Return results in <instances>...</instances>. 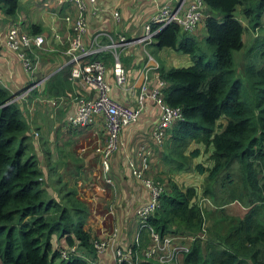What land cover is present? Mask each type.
<instances>
[{
	"label": "trees",
	"instance_id": "trees-1",
	"mask_svg": "<svg viewBox=\"0 0 264 264\" xmlns=\"http://www.w3.org/2000/svg\"><path fill=\"white\" fill-rule=\"evenodd\" d=\"M18 2L0 0V11L12 18ZM203 2L204 49L194 31L184 32L170 23L156 30L147 50L152 55L167 47L191 60L187 67L158 65V78L166 83L163 101L179 107L180 118L168 129L161 146L152 148L166 175L192 169L199 174L206 171V175L199 193L193 187L179 188L168 176L165 181L158 177L164 189L146 223L161 236H193L201 233L204 217L221 211L218 203L235 200L248 209L229 226L217 247L216 238L205 226V238L197 236L190 241L180 260L182 264H264V228L254 223L255 215L264 211V40L256 34L248 48L251 58L260 62L245 61L238 73L233 57L243 46L241 36L246 30L234 13L246 20L251 33H257L262 30L264 0ZM28 30L37 34L40 28L29 24ZM105 55L99 53L93 59L103 62ZM11 98L0 86V264H53L57 250L72 244L80 256L72 255L59 263L89 264L95 254L93 238L83 229L87 207L76 197L75 189L55 177L57 172L61 176V152L57 151L52 161L51 148L45 141L34 144L37 134L30 130L32 121L25 101ZM220 118L224 123L217 124ZM190 142L210 149L209 167L191 165L199 150H188ZM57 162L58 168L54 166ZM233 164L240 172L236 183L231 172ZM225 184L232 186L229 194L214 204L220 196L217 188L225 191ZM57 240L62 244H55ZM137 242L138 250L147 244L145 229L139 231ZM141 258L138 264H161Z\"/></svg>",
	"mask_w": 264,
	"mask_h": 264
},
{
	"label": "crops",
	"instance_id": "crops-1",
	"mask_svg": "<svg viewBox=\"0 0 264 264\" xmlns=\"http://www.w3.org/2000/svg\"><path fill=\"white\" fill-rule=\"evenodd\" d=\"M84 1L87 4L86 32L82 40L85 44H89L94 37H97L100 42H105L104 34L113 32L122 33L128 39L138 37L142 33L143 23L154 14L158 5L164 0H94L92 4L94 10L91 9V5L88 7L87 0ZM112 10L118 13L120 18L118 23H114L111 18ZM72 12H74L73 6L66 3L61 4L58 0H19L15 16L12 18L4 16L0 11V86L12 96L23 91L32 83L35 85L29 92L34 94H31L29 100L25 101L28 119L32 121H30V130L37 134V137L33 138L34 144L36 145L35 141L38 144L42 140L47 143L51 151L55 150V157L52 161L57 158V151L61 152L59 173H61V177L63 172L72 175L73 187L68 186V178L72 176L66 175L61 179L66 183V187L75 189L76 197L87 207L88 214L83 226L84 231L88 232L92 238H100L108 229H116L115 244L123 248L130 244L135 237V210L147 201V192L144 187L128 173L127 160L135 157L141 145L150 144V131L158 119L159 110L150 99H147L137 120L119 130L118 145L108 159V176L111 179V185L105 183L101 166L103 158L100 153L104 138L101 117H95L93 122L79 129L71 128L64 122L68 116L74 113L75 98H91L96 94L80 81L70 79L69 76L70 64L68 57L64 54L69 29L62 17ZM234 14L246 29L241 36L242 44H244V34L250 33L249 35L253 37L256 35V30L251 33L247 29L246 20L237 12ZM15 24L23 32L29 31V24H36L40 28L39 34L44 38L42 47L30 52L32 59L37 61L33 75L28 74L14 53L3 45L6 29ZM261 24L264 28V21ZM197 32L204 33L202 21L193 33L196 35ZM162 50L164 49H160L158 52ZM177 53L174 51L175 55H171L173 64L170 65L165 64L170 53H166L159 61L153 59L164 68L191 65V60L186 54L178 53L181 54L178 55ZM120 54H122L121 63L126 70L123 86L128 87L137 76L144 54L142 47L135 43L125 47ZM239 59L240 57L237 60ZM103 62L105 66L104 80L110 85L107 96L118 104L134 106L135 90L129 93L115 86L112 87L113 78L109 54L104 56ZM238 66L241 68V62ZM218 123H224V120L220 118L217 120ZM216 130L220 129L216 128ZM71 139L75 141L73 147L69 146ZM57 142H59L58 145ZM194 148L199 150V154L191 159V165L201 164L203 167H209L210 149L205 150L202 144L190 142L188 150ZM78 149L82 152H78ZM202 156L206 160H203ZM147 174L154 177L155 180H158L159 177L164 181L168 176L179 188L193 187L199 193L206 171L199 174L192 169L188 172L166 175L163 164L159 162L158 154L153 150ZM153 174H157V176ZM231 188L232 186L229 184H225V191L217 188L220 196L216 201H221L220 197L229 194ZM218 208L221 211L215 210L208 217L203 218V226H209L211 236L216 238L214 243L216 247L217 242H220L221 238L227 234L229 226L234 225L236 219L242 218L248 209L235 200L219 205ZM263 212L261 209L258 216L255 215L254 223L260 224L264 228ZM217 222H219V226L216 225ZM208 237L210 239V236ZM178 241H181V246L184 248H188L190 245V241L186 239ZM61 242L57 240L55 244H61ZM57 262L58 258L53 261V264ZM111 263L112 257L106 250L97 256L92 264Z\"/></svg>",
	"mask_w": 264,
	"mask_h": 264
},
{
	"label": "built area",
	"instance_id": "built-area-1",
	"mask_svg": "<svg viewBox=\"0 0 264 264\" xmlns=\"http://www.w3.org/2000/svg\"><path fill=\"white\" fill-rule=\"evenodd\" d=\"M58 2L66 3L74 8V12L62 17L69 29L64 54L68 57L70 64V79H77L96 93L91 98H75L74 113L68 116L64 122L71 128L79 129L93 122L95 117H101L104 138L102 136L100 153L103 158L101 166L105 183L111 185V179L108 176V159L118 145L119 130L137 120L145 100L150 99L159 110L158 119L150 131V144L141 145L135 157L127 160L130 175L148 191L147 201L140 205L134 213L136 225L134 240L123 248L118 247L115 244L116 229L108 230L100 238H93L91 241L95 258L108 250L112 257L111 264H120L121 262L138 264L142 260L141 257L161 264H175L181 253L188 249L181 246V241L178 240L192 241L197 236L205 238V230L202 228L201 233L193 236L168 233L161 236L146 223V219L157 207L158 197L164 189L163 183L147 174L153 156L152 146L159 147L164 142L168 129L175 120L180 118V108L164 103L162 91L166 83L158 78L156 72L158 63L145 51V46L151 42L152 35L156 30L166 24L174 23L184 32H193L205 16L204 2L203 0H164L158 5L154 14L143 23L142 33L138 37L128 39L122 33L113 32L104 34L105 42H100L97 37H94L89 44H85L82 40L86 32V2L84 0H58ZM87 2L88 7L91 5V9L94 10L92 8L94 0H87ZM111 18L114 23H118L120 20L115 10L111 11ZM152 26H154L153 29ZM43 43L44 38L41 34L23 32L16 24L10 25L6 29L3 41L6 49L14 53L23 69L31 75L37 67V61L32 59L30 52L41 48ZM134 43L142 47L144 59L134 81L128 87H124L126 70L121 63L120 52ZM99 53H107L111 57L113 86L129 93L135 90L134 106L118 104L107 96L110 85L104 80V63L101 60L93 59V56ZM34 86L32 83L23 91L12 95L10 101H25L30 89ZM262 153H264V148ZM141 229H145L147 244L138 250L137 240ZM72 255L80 256L75 244L67 248H59L57 250L58 262L55 264H60L59 261L67 260Z\"/></svg>",
	"mask_w": 264,
	"mask_h": 264
},
{
	"label": "rangeland",
	"instance_id": "rangeland-1",
	"mask_svg": "<svg viewBox=\"0 0 264 264\" xmlns=\"http://www.w3.org/2000/svg\"><path fill=\"white\" fill-rule=\"evenodd\" d=\"M264 21V12H263V14H262V18H261V23ZM262 26H263V24H262ZM181 30V29H180ZM182 31V30H181ZM250 34V33H249ZM249 34H247V33H245L244 34V36H243V39H244V44H243V47L240 49V50H238V51H236V52H234V54H233V57H234V66H235V68H237V66H238V64L241 62V65L243 64V63H245V61L246 62H252V61H256V62H260V60L259 59H252L251 58V56H250V54L248 53V48H249V46L251 45L250 43H251V39H252V36L251 35H249ZM257 37H259L260 38V40H264V28H262V30H260V31H258L257 33ZM204 36V33L202 34V32H197L196 33V37H197V39L198 40H201V41H199V45H200V47L202 48V49H204L205 48V45H204V42H203V40H202V37ZM161 49H164V50H162L161 52H158L159 50H157V51H155V53H152V55L148 52V50H147V45L145 46V51L148 53V54H150L151 56H152V58H154L155 60H157V61H159V59H161V58H163V56L166 54V53H170V56H168V58L166 59V61H165V64H167V65H170V64H173L172 63V56L171 55H175L174 54V51L172 52V51H170L169 49L170 48H167V47H162ZM143 51V50H142ZM121 53V52H120ZM176 53V52H175ZM178 54V53H177ZM121 55L122 54H120V59H121ZM178 55H181V54H178ZM238 57H240V59L239 60H237L238 59ZM239 67V66H238ZM238 73H239V70H238ZM112 87H113V84L111 85ZM17 94V93H16ZM15 94V95H16ZM59 142H61V140L59 139ZM59 142H57V145L59 144ZM75 145V141L74 140H72L71 139V141H70V143H69V146H71V147H73ZM78 152H82L80 149H78ZM52 157H55V150H53L52 149ZM203 157V156H202ZM204 159L203 160H206V158L205 157H203ZM49 163V162H48ZM44 166H48V165H46V163H44ZM54 166L56 167V168H58V166H59V162H57V163H54ZM49 169H52V167L51 166H49L48 167ZM232 177L234 178V180H235V183H236V180H237V178L239 177V174H240V172H239V170H237V167H236V164H233V166H232ZM63 174V176L61 177L60 175H58V172H57V174H56V176L55 177H61L62 179L64 178V177H66V175H68V176H72V175H69L67 172H63L62 173ZM154 176H157V174H153ZM154 178V177H153ZM61 180V179H60ZM72 180H73V176L72 177H69L68 178V186H72ZM61 182H63V181H61ZM65 185H66V183L65 182H63ZM164 183V182H163ZM76 184V183H75ZM73 187V186H72ZM214 202V204H216V203H218V201H213ZM218 205H222V203L221 204H219L218 203ZM208 212V211H207ZM209 213V212H208ZM202 227H203V229L205 230V226H203L202 225ZM109 230V229H108ZM206 231V230H205ZM173 235H176V234H173ZM180 257H181V255L177 258V261H178V263L179 264H182V262H181V260H180Z\"/></svg>",
	"mask_w": 264,
	"mask_h": 264
},
{
	"label": "water",
	"instance_id": "water-1",
	"mask_svg": "<svg viewBox=\"0 0 264 264\" xmlns=\"http://www.w3.org/2000/svg\"><path fill=\"white\" fill-rule=\"evenodd\" d=\"M11 99H12V98H11ZM11 99H10V100H11ZM20 110H22V107L20 108Z\"/></svg>",
	"mask_w": 264,
	"mask_h": 264
},
{
	"label": "clouds",
	"instance_id": "clouds-1",
	"mask_svg": "<svg viewBox=\"0 0 264 264\" xmlns=\"http://www.w3.org/2000/svg\"><path fill=\"white\" fill-rule=\"evenodd\" d=\"M164 185V184H163ZM62 244V243H61ZM60 245V244H59Z\"/></svg>",
	"mask_w": 264,
	"mask_h": 264
}]
</instances>
